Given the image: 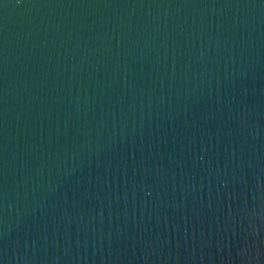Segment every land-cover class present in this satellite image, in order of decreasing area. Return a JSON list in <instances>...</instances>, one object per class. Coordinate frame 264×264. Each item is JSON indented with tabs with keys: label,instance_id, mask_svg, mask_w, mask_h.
Segmentation results:
<instances>
[{
	"label": "water",
	"instance_id": "1",
	"mask_svg": "<svg viewBox=\"0 0 264 264\" xmlns=\"http://www.w3.org/2000/svg\"><path fill=\"white\" fill-rule=\"evenodd\" d=\"M0 264H264V0H0Z\"/></svg>",
	"mask_w": 264,
	"mask_h": 264
}]
</instances>
